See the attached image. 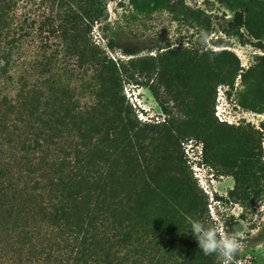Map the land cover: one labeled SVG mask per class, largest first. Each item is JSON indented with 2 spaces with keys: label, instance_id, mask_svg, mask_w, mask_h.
Instances as JSON below:
<instances>
[{
  "label": "trees",
  "instance_id": "1",
  "mask_svg": "<svg viewBox=\"0 0 264 264\" xmlns=\"http://www.w3.org/2000/svg\"><path fill=\"white\" fill-rule=\"evenodd\" d=\"M100 2L0 0V264H219L191 232L193 221L206 224L202 191L174 187L181 201L161 223L172 192L139 183L140 127L123 87H163L192 118L165 139L193 137L204 164L232 177L231 197L257 198L260 141L210 110L216 89L242 76L238 60L226 50L109 57L93 43ZM245 12L242 27L258 43L264 16ZM26 40L36 55L27 57Z\"/></svg>",
  "mask_w": 264,
  "mask_h": 264
},
{
  "label": "rangeland",
  "instance_id": "2",
  "mask_svg": "<svg viewBox=\"0 0 264 264\" xmlns=\"http://www.w3.org/2000/svg\"><path fill=\"white\" fill-rule=\"evenodd\" d=\"M100 3L103 20L93 27V43L109 57L127 60L173 50L179 53L195 50L198 54L207 50L231 52L238 60L242 76L238 75L232 86L216 89L210 110L218 122L241 126L250 143L260 141L264 164V130L261 129L264 85L259 80L264 60L256 68L264 56V34L257 43L242 27L247 8L264 16V0H101ZM202 32L208 36L206 46L200 43ZM25 42L27 57L36 55L37 44L32 40ZM107 44L113 46L112 51L106 48ZM123 49L131 55L124 57ZM149 85L151 82L123 87L126 104L140 127L139 183L167 187L171 192L176 186L202 191L206 224L217 225L240 239L242 250L237 253L235 264H264V182L257 198L231 197L232 177L220 176L222 173L204 164L199 141L191 137L176 144L165 139L167 130L176 135L192 123V118L186 116L163 87L153 83L149 89ZM152 172L157 179L151 177ZM172 193L162 205L161 223L174 215L181 201L176 192ZM191 218L187 216L186 222L191 223Z\"/></svg>",
  "mask_w": 264,
  "mask_h": 264
},
{
  "label": "clouds",
  "instance_id": "3",
  "mask_svg": "<svg viewBox=\"0 0 264 264\" xmlns=\"http://www.w3.org/2000/svg\"><path fill=\"white\" fill-rule=\"evenodd\" d=\"M207 33H201L200 43L207 45ZM191 232L205 256L217 258L219 264H235V257L242 250L237 234H228L217 225H207L201 221L191 223Z\"/></svg>",
  "mask_w": 264,
  "mask_h": 264
}]
</instances>
